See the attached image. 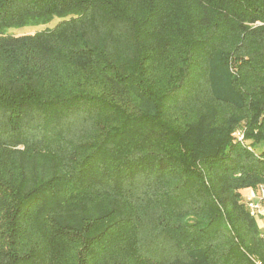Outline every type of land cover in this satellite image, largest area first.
Wrapping results in <instances>:
<instances>
[{"label":"trees","instance_id":"16d2710c","mask_svg":"<svg viewBox=\"0 0 264 264\" xmlns=\"http://www.w3.org/2000/svg\"><path fill=\"white\" fill-rule=\"evenodd\" d=\"M260 184L264 0H0V264H264Z\"/></svg>","mask_w":264,"mask_h":264},{"label":"built area","instance_id":"2783aa9c","mask_svg":"<svg viewBox=\"0 0 264 264\" xmlns=\"http://www.w3.org/2000/svg\"><path fill=\"white\" fill-rule=\"evenodd\" d=\"M238 140L243 139V133L237 131ZM250 214L253 216L264 219V184H260L255 194L247 195L244 199Z\"/></svg>","mask_w":264,"mask_h":264},{"label":"rangeland","instance_id":"374dc122","mask_svg":"<svg viewBox=\"0 0 264 264\" xmlns=\"http://www.w3.org/2000/svg\"><path fill=\"white\" fill-rule=\"evenodd\" d=\"M55 22H56V19H53L47 23H42V24H38V25H27V26H24L21 28H10V29H8V32L17 33V34L33 33V32L38 31V30H42V29H45L48 27H52L55 24ZM256 218H257L258 223L261 224V226L264 230V221L258 217H256Z\"/></svg>","mask_w":264,"mask_h":264},{"label":"crops","instance_id":"0c3cea01","mask_svg":"<svg viewBox=\"0 0 264 264\" xmlns=\"http://www.w3.org/2000/svg\"><path fill=\"white\" fill-rule=\"evenodd\" d=\"M260 219H262V218H260ZM263 221H264V219H262ZM260 224V223H259ZM260 226H261V224H260ZM262 227V226H261Z\"/></svg>","mask_w":264,"mask_h":264}]
</instances>
